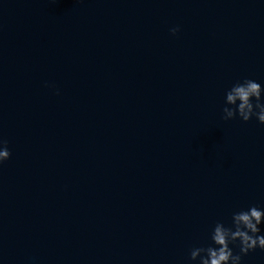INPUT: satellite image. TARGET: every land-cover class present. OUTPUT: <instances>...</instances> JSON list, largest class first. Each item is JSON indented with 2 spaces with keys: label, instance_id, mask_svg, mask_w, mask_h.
I'll list each match as a JSON object with an SVG mask.
<instances>
[{
  "label": "water",
  "instance_id": "1",
  "mask_svg": "<svg viewBox=\"0 0 264 264\" xmlns=\"http://www.w3.org/2000/svg\"><path fill=\"white\" fill-rule=\"evenodd\" d=\"M245 79L264 0H0V264H199L264 210V124L222 119Z\"/></svg>",
  "mask_w": 264,
  "mask_h": 264
},
{
  "label": "clouds",
  "instance_id": "2",
  "mask_svg": "<svg viewBox=\"0 0 264 264\" xmlns=\"http://www.w3.org/2000/svg\"><path fill=\"white\" fill-rule=\"evenodd\" d=\"M179 27L170 29L175 35ZM264 89L252 80L238 81L225 93V107L222 112L223 120L239 117L247 122L253 117L258 123L264 124V102L261 94ZM234 106V107H228ZM11 153L7 141L0 138V163L7 160ZM264 222V210L255 205L241 209L232 214L231 227L217 222L211 232V244L207 247H194L190 250L188 259L199 261V264H241V257L259 248L264 250V235H260L259 225ZM239 242V254H233L230 244Z\"/></svg>",
  "mask_w": 264,
  "mask_h": 264
}]
</instances>
